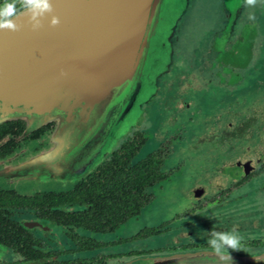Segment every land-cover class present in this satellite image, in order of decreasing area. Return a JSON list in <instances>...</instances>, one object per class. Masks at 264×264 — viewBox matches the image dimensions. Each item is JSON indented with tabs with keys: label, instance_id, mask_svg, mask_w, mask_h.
Masks as SVG:
<instances>
[{
	"label": "flooded vegetation",
	"instance_id": "1",
	"mask_svg": "<svg viewBox=\"0 0 264 264\" xmlns=\"http://www.w3.org/2000/svg\"><path fill=\"white\" fill-rule=\"evenodd\" d=\"M221 3L219 0L222 23L204 36V30L193 32L184 50L177 48L176 32L189 3L176 21L171 43L180 53L188 54L189 60L181 63L172 59L163 76L178 65L181 68L178 74L187 73V78L164 79L165 88L172 90L166 92L172 104L162 120L168 128L180 130L177 135H166L165 144L160 139L162 147L147 153L157 155L160 178L141 189L136 213L113 231L93 233L58 224L39 215V206L6 205L4 198L71 190L125 140L116 143L88 172L75 176L73 181L69 180L73 175L67 176L66 184L59 187H51L46 182L60 176L63 170L49 176L9 170L25 167L45 154L53 145V122L30 127L19 119L23 122L20 132L10 136V141L8 135L0 140V264H218L208 250V233L233 227L243 237L244 246L256 253L254 259L249 252L232 251L233 264H264V15L258 18L264 13V7L250 9L242 1L239 12L231 20ZM249 12L255 13V21L248 20ZM203 87L210 88L206 93L212 97L211 107L198 131L188 141H182L184 130L177 124L178 118L192 107L187 97L193 102ZM187 121L190 123L191 117ZM136 130L135 126L130 129L128 139L142 136ZM174 137H182L179 141L186 153L164 168L166 143ZM65 164L60 159L54 166L62 169ZM182 167L189 171L187 189H182L180 196H165L167 203L180 201L176 210L166 212L126 237L99 238V234L113 233L127 220L135 218L144 206L155 200L151 187ZM24 181L37 185H24ZM19 183L23 187L18 188ZM45 208L49 207L42 206ZM59 208L71 211L75 207Z\"/></svg>",
	"mask_w": 264,
	"mask_h": 264
},
{
	"label": "water",
	"instance_id": "2",
	"mask_svg": "<svg viewBox=\"0 0 264 264\" xmlns=\"http://www.w3.org/2000/svg\"><path fill=\"white\" fill-rule=\"evenodd\" d=\"M186 1L51 0L58 25L49 26L46 17L33 31L22 18L19 31H0V122H53L71 152L62 159L71 167L61 173L88 172L137 123L151 65L168 60ZM241 1L222 0L229 19Z\"/></svg>",
	"mask_w": 264,
	"mask_h": 264
},
{
	"label": "rangeland",
	"instance_id": "3",
	"mask_svg": "<svg viewBox=\"0 0 264 264\" xmlns=\"http://www.w3.org/2000/svg\"><path fill=\"white\" fill-rule=\"evenodd\" d=\"M187 3L189 4L186 11L184 12V15L181 17L183 13L182 12L179 16V18L181 17L178 22V26L180 28L179 31L176 32V39H178L176 41L177 48L180 46L182 50H184V47L186 48L189 46L188 44L191 42L192 35H194L193 32L204 30V36L210 33L213 29H216L223 21L219 9V0H187L186 5ZM222 9L227 14V17H229V14H231L230 6L227 5L224 7L222 5ZM263 15L264 13L258 16V18H261ZM222 30L226 31V26L223 27ZM172 35L173 33L171 34L168 41L169 44L166 47L168 60L162 66H158L156 63H152L151 65L150 71L152 72V79L150 81L149 91L144 94L142 98L136 103V108L140 115L139 119L136 120L137 123L129 125L125 133L116 139L113 145L104 153L103 157L114 147L116 143L127 140L130 136V129L134 126L137 128L136 131H140L142 133V137L144 138L133 158L134 160L140 159L156 147H162L159 144L160 139H162V144H165L163 138L167 137L166 135L169 133H173V135H177L179 133L180 128H168L165 122L162 120V115H164V113L165 115L169 114L167 108L172 104V98L166 94V92L171 93L172 90H167L165 88L163 84L164 79L173 78L174 76H176L177 80H180V78H187V73L183 75L178 74L181 68H179V66L176 64V66H173L172 70L166 76H163L168 72L172 59H174L175 62L181 63H185L189 60L188 54L180 53L181 51L178 50L179 48L177 49L176 45L171 43ZM209 90V87H203V89L200 90L201 94H198V96L194 98L193 102H191L190 96L187 97L192 107H190L191 109L188 112H185L184 115H181L177 122V124H180L184 130L182 133L183 138L181 137V139L180 137H174L170 139L168 143H166V145L168 144V153H166L167 155L165 154L164 168H167L171 164L173 165L178 161L179 158L185 156L186 152L183 150L184 145L179 140L181 139L182 141H188L203 124L202 120L204 119V116L207 115L211 107L212 97H209L208 93H206L209 92ZM157 91L158 93L156 94ZM155 94L156 96L151 99V97ZM188 94L191 95L190 92ZM189 117L192 119L190 123L187 121ZM30 127H33V125H30ZM55 130L56 128L54 129L51 137L53 140V145L48 150H46L44 155L40 156L38 159L28 162L25 164V167H23V165L21 166L22 168H19V166L17 168L13 167L9 170L12 171V173L31 172L39 174L41 173L49 176L54 175L55 172L71 167L70 163H68L67 166L65 164V166H63L64 168L62 167V169H56L59 168V166H54L59 164L60 159L64 160L66 157L70 158L71 153L70 151L66 150V147L63 149L62 143L57 138ZM38 165H41L42 167L38 168ZM70 170L71 169H68L60 176H56L58 179L54 178V180L47 181V185L51 187H59V185L62 184L65 185L66 183L64 184V182H66ZM188 173V168L182 167L175 174L168 176L167 179L154 184L151 187L153 189L152 193L156 196L154 201L144 206L135 218L133 217L127 220L116 231L110 234H99V238L103 240H112L116 237H126L136 232L141 226L150 224L157 220L158 217L164 216L166 212L176 210L177 207L181 205L180 201L178 200L176 202L172 201L171 203H167L168 199L165 196L169 195L168 197H170L172 195H182V189H187L186 187L189 182L187 181L189 179ZM78 175H82V172L73 175L69 180L73 181V178ZM26 182L24 181L22 184H30L33 186L37 185L35 183H28V181ZM16 186L18 188L23 187L20 183L16 184ZM20 189L22 190V188Z\"/></svg>",
	"mask_w": 264,
	"mask_h": 264
},
{
	"label": "trees",
	"instance_id": "4",
	"mask_svg": "<svg viewBox=\"0 0 264 264\" xmlns=\"http://www.w3.org/2000/svg\"><path fill=\"white\" fill-rule=\"evenodd\" d=\"M22 127L19 119L0 122V140L5 135L9 136L7 140H12L10 136L19 133ZM143 140L137 135L121 142L71 190L31 197L7 195L5 204L39 206L38 214L44 219L93 233L113 231L136 213L141 189L160 178L157 155L133 159ZM66 205L75 208L71 211L59 208Z\"/></svg>",
	"mask_w": 264,
	"mask_h": 264
},
{
	"label": "clouds",
	"instance_id": "5",
	"mask_svg": "<svg viewBox=\"0 0 264 264\" xmlns=\"http://www.w3.org/2000/svg\"><path fill=\"white\" fill-rule=\"evenodd\" d=\"M245 7L255 9L258 5L264 7V0H243ZM48 18L49 26L60 23L54 14L51 0H0V31L17 32L22 27V18L33 31L43 26V20ZM248 20L255 21L254 12H249ZM208 250L217 258L218 264H233L231 252L245 251L256 258V253L243 244V237L236 227L227 231L211 230L208 233ZM231 250V251H230Z\"/></svg>",
	"mask_w": 264,
	"mask_h": 264
}]
</instances>
